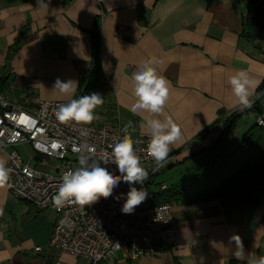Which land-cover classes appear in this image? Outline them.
Returning <instances> with one entry per match:
<instances>
[{
    "label": "crops",
    "instance_id": "0c3cea01",
    "mask_svg": "<svg viewBox=\"0 0 264 264\" xmlns=\"http://www.w3.org/2000/svg\"><path fill=\"white\" fill-rule=\"evenodd\" d=\"M0 0V94L7 102L33 113L42 101L66 103L54 91L57 78L77 82L93 67L91 35L99 36V79L93 92L104 104L92 124L119 123L141 135L145 118H171L182 131L171 145L169 166L154 178L160 186L188 188L192 180L219 167L238 147L255 118L264 114V40L241 35L245 0ZM118 26L123 34L117 37ZM154 59L169 83L162 114L134 115L131 75L144 60ZM243 69L259 81L250 100L256 111L223 132L232 107L229 77ZM92 93V92H91ZM97 120V119H96ZM35 169L55 174L59 163L43 158L29 144L16 147ZM8 150H0L7 161ZM187 175L181 177L183 167ZM179 171V172H178ZM178 173V174H176ZM174 244L153 257L123 260L120 252L108 264H235L264 256V198L253 207L234 193L191 204H171ZM52 210L37 211L0 188V264H88L84 259L48 248L56 219ZM239 235L243 259L229 243ZM41 247V251L34 249ZM102 264V263H100Z\"/></svg>",
    "mask_w": 264,
    "mask_h": 264
},
{
    "label": "built area",
    "instance_id": "2783aa9c",
    "mask_svg": "<svg viewBox=\"0 0 264 264\" xmlns=\"http://www.w3.org/2000/svg\"><path fill=\"white\" fill-rule=\"evenodd\" d=\"M115 34L121 37L123 26H118ZM263 96L264 81L257 94L258 98ZM61 103L42 101L36 111L30 113L10 104L0 94V150H8L5 167L9 169L10 176L6 188L15 198L35 210H52L56 214L48 248L84 259L88 264H108L115 258L116 252H120L123 260L128 261L153 257L160 250L171 247L175 241L172 206L170 203H156V193L152 188L154 178L169 166L171 155L157 169L151 153L144 151L149 142L147 135L127 132L119 123L61 124L55 116V110ZM226 119L222 120L221 125ZM255 124L264 128V114L257 115ZM84 130L87 135H81ZM126 134L131 136L141 165L149 173L143 185H133L137 189L143 187L148 192L146 200L133 213L123 214L122 205L130 189L128 184L121 182L111 197L100 198L84 209L77 205H65L59 210L53 207L52 197L58 191L64 172L79 166L78 157L82 153L88 154L85 153V146L95 150L89 154V163H92L110 152L109 145ZM23 143L29 144L43 158L56 160L59 163L57 172H42L24 161L16 151V147ZM105 167L119 175L115 165ZM165 190L166 187L161 185L160 191ZM121 193L125 195L121 197ZM41 249L36 247L34 250L39 252Z\"/></svg>",
    "mask_w": 264,
    "mask_h": 264
},
{
    "label": "clouds",
    "instance_id": "9594fccd",
    "mask_svg": "<svg viewBox=\"0 0 264 264\" xmlns=\"http://www.w3.org/2000/svg\"><path fill=\"white\" fill-rule=\"evenodd\" d=\"M40 6H47L38 0ZM158 61L147 59L142 61L131 75L132 95L135 97L128 110L134 115L149 113L153 116L162 114L169 99V83L167 79L157 72L155 65ZM228 83L232 93V107L241 111L250 109L252 101L251 90L258 87L259 81L252 79L246 70L239 69L229 77ZM54 91L66 97H74L77 91V82L68 80L62 82L57 78L53 84ZM104 104V98L100 93L92 92L90 95H81L79 98H71L66 103H61L55 110L56 119L61 124L74 122L76 125H90L96 119L95 110ZM131 126V122L126 126ZM142 127L149 137L146 149L151 153V159L157 165V169L168 159L171 145L181 139V128L168 118L162 122L155 118H145ZM81 135H87V131H81ZM111 151L106 152L100 160L91 159L90 153L95 150L85 146V153L78 157V167L74 170L64 172L58 191L52 197V205L56 209H61L65 205H77L80 209L91 206L100 198H109L113 195L114 189L121 182L129 185L125 202L122 205L123 214H131L148 197V192L135 184L143 185L148 179L149 173L141 165V158L134 148V143L130 135L126 134L114 140L109 145ZM80 151V149H76ZM113 164L118 169L119 175H115L107 167L101 165ZM10 179L9 169L5 167V162L0 160V188L8 186ZM125 194L121 193V197ZM120 197H118L119 199ZM235 244L233 255L237 259L244 257V245L239 235H232L229 243ZM117 247L119 245L117 244ZM247 264H264V256L250 257Z\"/></svg>",
    "mask_w": 264,
    "mask_h": 264
},
{
    "label": "trees",
    "instance_id": "16d2710c",
    "mask_svg": "<svg viewBox=\"0 0 264 264\" xmlns=\"http://www.w3.org/2000/svg\"><path fill=\"white\" fill-rule=\"evenodd\" d=\"M246 14L241 35L252 41L264 40V0H245ZM94 55L93 67L80 79L76 98L90 95L97 86L101 66L99 63V36L97 26L91 35ZM5 80L0 78V82ZM257 107L236 110L225 121L223 132L231 131L236 121L254 113ZM238 193L247 205L257 206L264 198V128L254 124L242 137L234 152L216 169L192 180L188 188H169L156 194V203L191 204L230 197ZM235 264H247L236 262Z\"/></svg>",
    "mask_w": 264,
    "mask_h": 264
},
{
    "label": "rangeland",
    "instance_id": "374dc122",
    "mask_svg": "<svg viewBox=\"0 0 264 264\" xmlns=\"http://www.w3.org/2000/svg\"><path fill=\"white\" fill-rule=\"evenodd\" d=\"M94 121H98V119L97 120H94ZM186 171H187V167L184 166L183 169H182V171H181L182 174H180V176L181 177H185L188 174ZM176 174H178V173H176Z\"/></svg>",
    "mask_w": 264,
    "mask_h": 264
}]
</instances>
